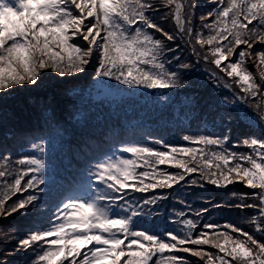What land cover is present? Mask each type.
Returning <instances> with one entry per match:
<instances>
[{
	"label": "snow or ice",
	"instance_id": "snow-or-ice-1",
	"mask_svg": "<svg viewBox=\"0 0 264 264\" xmlns=\"http://www.w3.org/2000/svg\"><path fill=\"white\" fill-rule=\"evenodd\" d=\"M205 3L196 27L199 0H0V93L22 86L41 89L49 72L60 78L55 87H74L67 78L90 71L98 84L107 78L134 89L194 90L197 82L185 79L181 70L202 60L213 66L211 77L243 94L235 102L225 98L229 110L223 112L210 102L212 123L231 131L239 120L260 132L232 144L249 152L231 150L225 134L181 137L195 147L170 145L163 138L155 144L165 150L126 144L120 155L97 161L76 194L46 211L40 208L46 202L33 194L46 183L45 143L33 142L31 152L15 161L0 156V217L34 212L14 248L34 253L31 264H190L180 253L202 264H264V242L234 224L202 223L197 218L210 214L209 207L194 208L178 191L241 183L253 191L240 194L239 202L207 204L255 209L250 222L264 233V0ZM169 21L175 31L164 26ZM181 44L195 61L177 55ZM135 193L151 195L136 198ZM171 193L181 207L165 216L163 226L146 220L160 215L161 202Z\"/></svg>",
	"mask_w": 264,
	"mask_h": 264
},
{
	"label": "rangeland",
	"instance_id": "rangeland-1",
	"mask_svg": "<svg viewBox=\"0 0 264 264\" xmlns=\"http://www.w3.org/2000/svg\"><path fill=\"white\" fill-rule=\"evenodd\" d=\"M199 4L200 7L195 12L197 19L194 20V26L196 27H199V14L207 11L205 0H199ZM163 12L164 9L161 10L160 14L163 15ZM164 26L169 31H175V26L171 21L165 23ZM181 48L182 51L178 52L177 55L182 57L183 62H189V57H191L192 61H195L196 57L192 54L190 48L184 44H181ZM95 66L96 61L93 60L92 68L94 69ZM212 67L201 60L199 64H194L192 69L181 70V75L185 79L197 82V87L194 90L134 89L126 85H119L118 82L108 80L107 78L98 84L93 80L94 71H90L87 75L80 74L79 79L73 77L67 78L72 80L74 87H55L60 78L56 74L49 72L47 73V77L49 78L47 85L41 89L34 90L30 86H22L10 90L7 94L0 93V155L8 157L6 150L9 148H11V151H9L10 155L11 153H16L22 147V143L16 141L29 133L40 129H49L50 133L58 130L57 125L50 128L49 126L54 125L53 123L61 119L67 112H76L80 118L89 116L90 118L109 119L112 117L117 123H122L123 126L119 128H114L111 125L104 130L102 127H99L103 136H106V140L103 156L99 157L98 160L113 153L120 155L121 153L118 150L129 143L148 144L149 146L165 150L161 145L155 144V140L160 138H163L164 141L166 140L170 145L195 147V145H190L181 139L185 134L229 135L232 143L227 146L231 150L249 152L251 150L245 148L242 144L235 148L232 147V144L242 140L247 134L259 135V129H249L243 122L237 120L230 125L231 131H229V128L219 121L215 125L211 121L208 108L210 102L218 111L223 112L229 110L223 103L225 98L230 102H235L237 97L243 95L236 88H225L224 80L216 81L211 77L209 73ZM173 68L175 69V62L173 63ZM251 70L257 76V80H259L255 68ZM164 96L167 98H162ZM248 103H250V100ZM45 106H47L46 110ZM51 107L54 109H51ZM239 107L240 102H237V108ZM105 111H107L108 117L101 115ZM29 112H31V116L34 119L30 121V124H26V121L30 119L27 115ZM233 114L235 115V113ZM60 122L65 123L66 119ZM116 122L112 124H117ZM149 123L154 124L151 126L156 127L155 131L147 127ZM221 129H223V132ZM146 130L152 132L154 138H151V135H148L150 133ZM54 137L56 141L60 139L61 135L59 132L54 133ZM33 142L45 143L46 157L51 161L46 160V183L40 186L43 191L37 190L33 192V194L38 195L41 199L44 195L50 196L45 205H40L41 211H46L49 206L55 205L64 196L76 194L73 190L80 187L76 186V188L71 189L69 188L70 183L66 181L65 184H62L60 176L63 175V172L58 174L57 171L64 170L58 165V160H64V164L67 166L78 164L77 169L72 168L74 170L70 172L79 173V179L81 178L84 182L88 179L89 170L98 160L95 162V158L83 156L82 152L76 153V159L74 147L65 143L62 147H58L51 142V138L40 141L33 140ZM33 142L24 144L23 151L26 152V155L31 152V144ZM9 159L15 161L16 157L14 156L13 160L12 156H10ZM3 163L4 160H0V165ZM52 166H54L53 172ZM192 178H197L196 174H193ZM8 179L9 181L11 180V178ZM178 191L181 192L182 197L187 198L194 208H200L202 205L209 207L210 214L197 218L202 223L215 222L221 226L226 223L234 224L254 234L264 242V233L257 232L255 225L250 222L251 217L257 214L255 209H239L227 206L221 209L212 208L210 204H207V201L223 205L239 202L241 199L240 194L253 191L243 184L234 183L220 188L206 184L203 189L182 188L178 189ZM192 192H195L196 195H190ZM233 193L236 195L233 196ZM18 195L14 196L12 201L20 199ZM58 195L60 197L56 200ZM145 195H151V193H135L136 198ZM175 200L176 194L171 193L170 200L161 202L159 207L160 215L147 217L146 220L151 221L155 219L156 223L163 226L165 216L171 217V214L181 207L176 204ZM12 201H9L6 207ZM246 202L252 203L253 201L248 200ZM163 205L170 208L165 209ZM33 213V211L27 213L21 211L7 218L0 217V264H4V261H7V264H31V259L35 255L34 253L31 251L27 254L17 252L14 251V248L19 237L23 236L30 227L32 222H30V217L33 218ZM26 222L30 223L29 227H27L28 224ZM26 224L27 226L24 227ZM168 227L178 226L169 224ZM161 230H163V227ZM208 250L216 251L211 248H208ZM179 255L186 257L190 261V264H202L198 258L191 257L188 253H180Z\"/></svg>",
	"mask_w": 264,
	"mask_h": 264
},
{
	"label": "trees",
	"instance_id": "trees-1",
	"mask_svg": "<svg viewBox=\"0 0 264 264\" xmlns=\"http://www.w3.org/2000/svg\"><path fill=\"white\" fill-rule=\"evenodd\" d=\"M158 2V0H157ZM79 79V78H76ZM82 82V81H81ZM101 89V88H100ZM51 109H54L53 107H51ZM28 117L30 118L29 121H26V124H30V121L32 119H34V117L31 116V112L27 113ZM102 116H107V111L102 112L101 113ZM108 117V116H107ZM66 119V122H60V121H64ZM113 122H116L115 120L112 119V117H110L109 119L107 118H103V119H97V118H90L89 116L87 117H82L80 118L78 113L73 112V113H66L61 119H59L57 122L53 123L54 125L49 126L53 127V126H58V130L50 133L49 129L48 130H38L32 133H29L27 135H25L24 137H21L20 139H18L16 142H20L22 143V147L19 148V150H17L16 153H11V155L9 154L11 151V148L6 150V155H8V158L10 156H12L13 160H14V156L16 157V159H18L19 157L26 155V152L23 151L24 149V144L28 143V142H33L34 141H40V140H46L47 138H51V142L54 143V145L58 146V147H62V145L65 144H70L71 147H74V152H75V157L77 159L76 153L77 152H82L83 156H90V158H95V162L99 159V157L103 156L104 150H105V140H106V136H103V133H101V131L99 130V127H102L104 130L107 129L108 126L113 125L114 128H119L122 125L121 122H116L117 124H112ZM153 123H149V127L151 130L155 131ZM31 127V126H30ZM47 127V126H45ZM29 129V128H28ZM148 131L151 135V138H154L152 132ZM61 135L59 140L55 141V137H54V133H58ZM32 134V135H31ZM43 138V139H41ZM7 139V138H5ZM24 142V143H23ZM166 142V140H165ZM167 143V142H166ZM13 149V148H12ZM38 156L40 155L39 153H36ZM1 156V155H0ZM44 159L45 161H50L47 159L46 157V153L44 154ZM99 161V160H98ZM51 162V161H50ZM94 162V161H93ZM58 165L63 168L64 171L58 170L57 173L60 174L63 172V175L60 176V178L62 179V184H65L66 182H69V188L74 189L76 188V186H80L82 184V182H84L83 180H81V178L79 179V173L76 172H70L71 170H74L72 168L77 169V165H71V166H67L64 164V160H58ZM54 171V166H52V172ZM83 175H85V173H83ZM82 181V182H81ZM64 194H66L64 192ZM23 195L25 194H19L18 198L23 197ZM48 197L50 198V196L48 195ZM48 197L47 195H44V197L42 198L43 202H48ZM59 195L56 197V200L59 199ZM46 203H41V206L45 205ZM163 208L168 209L170 207L163 205ZM32 216H34V213L32 214ZM33 220V218L30 217V222ZM27 223V222H26ZM28 224V226H27ZM25 226L29 227V222L27 223ZM26 227V228H27ZM25 228V229H26Z\"/></svg>",
	"mask_w": 264,
	"mask_h": 264
}]
</instances>
